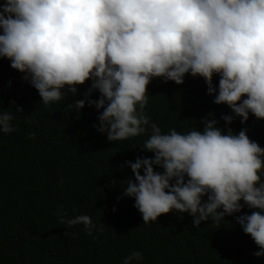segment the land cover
<instances>
[{
  "label": "clouds",
  "instance_id": "clouds-1",
  "mask_svg": "<svg viewBox=\"0 0 264 264\" xmlns=\"http://www.w3.org/2000/svg\"><path fill=\"white\" fill-rule=\"evenodd\" d=\"M0 29V57L24 74L45 106L63 99L65 86L75 95L77 85L91 80L85 100L69 107L94 106L100 112L94 127L110 142L150 128L141 150L154 158L127 161L134 180L123 188L143 224L175 210L191 215L199 228L209 219L219 224L246 205L261 211L238 215L236 222L258 246L254 255L264 256V149L247 129L234 134L228 128L225 134L215 118L201 121L203 131L163 134L145 114L153 78L182 85L190 74L203 78L213 103L227 105L241 123L249 113L264 120V0H5ZM93 92L98 99H88ZM13 119L11 108L0 109V131L13 132ZM221 119L233 123L231 115ZM64 216L61 223L82 224L87 235L96 229L89 215ZM142 260L134 251L124 264Z\"/></svg>",
  "mask_w": 264,
  "mask_h": 264
},
{
  "label": "trees",
  "instance_id": "trees-1",
  "mask_svg": "<svg viewBox=\"0 0 264 264\" xmlns=\"http://www.w3.org/2000/svg\"><path fill=\"white\" fill-rule=\"evenodd\" d=\"M219 79L214 74L217 89ZM91 83L77 85L75 95L65 86L66 96L45 106L24 74L0 57V109L13 110L15 129L0 131V264H124L134 251L143 256L139 264H264V256L254 255L258 246L236 222V216L259 209L245 205L219 224L209 219L199 228L191 215L175 210L143 224L135 200L123 197V188L134 180L127 161L154 158L141 150L151 130L110 142L94 127L100 114L94 106L85 102L79 111L69 107L85 100ZM99 95L93 92L88 99ZM146 96L145 114L163 134L203 131L201 121L215 118L225 134L228 128L234 134L247 129L249 139L264 149V120L249 113L241 123L227 105L213 103L201 77L187 74L182 85L153 78ZM17 107L23 111L15 112ZM222 115L233 116V123L226 125ZM259 175L264 183V167ZM64 212L65 220L89 215L96 225L93 234L87 235L82 224L61 223Z\"/></svg>",
  "mask_w": 264,
  "mask_h": 264
}]
</instances>
